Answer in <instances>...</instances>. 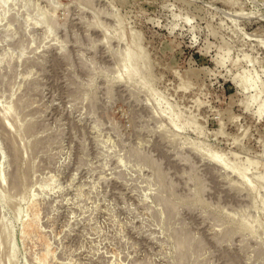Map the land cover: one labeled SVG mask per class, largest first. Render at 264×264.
Here are the masks:
<instances>
[{"label": "rangeland", "instance_id": "rangeland-1", "mask_svg": "<svg viewBox=\"0 0 264 264\" xmlns=\"http://www.w3.org/2000/svg\"><path fill=\"white\" fill-rule=\"evenodd\" d=\"M0 264H264V0H0Z\"/></svg>", "mask_w": 264, "mask_h": 264}, {"label": "bare ground", "instance_id": "bare-ground-1", "mask_svg": "<svg viewBox=\"0 0 264 264\" xmlns=\"http://www.w3.org/2000/svg\"><path fill=\"white\" fill-rule=\"evenodd\" d=\"M134 48H136V47H133V49H134ZM133 49L127 52V55H126V60H127V61H128V60L130 61V60H133V59H138L137 57L135 58V53H134ZM137 51H138V50H137ZM133 71H134V70H131L130 73L133 74Z\"/></svg>", "mask_w": 264, "mask_h": 264}]
</instances>
